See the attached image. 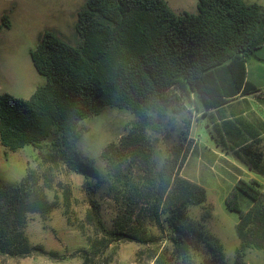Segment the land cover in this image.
Masks as SVG:
<instances>
[{"label": "trees", "instance_id": "16d2710c", "mask_svg": "<svg viewBox=\"0 0 264 264\" xmlns=\"http://www.w3.org/2000/svg\"><path fill=\"white\" fill-rule=\"evenodd\" d=\"M3 25L11 27L7 16ZM74 33L77 45L46 31L31 50L45 83L30 98L0 94V146L10 153L32 146L44 163L82 176L89 222L97 223L105 243L165 241L154 253L155 264H227L220 240L189 214L190 207L206 203V191L181 176L193 151L187 104L200 113L259 95L247 63L264 44V7L198 0V14H177L166 0H88ZM107 108L129 111L134 121L103 150L102 173L78 144L81 122ZM185 112L190 118L175 137L173 119ZM248 148L241 147L248 160L258 161L260 154ZM102 189L114 206L111 229L102 218ZM226 207L239 215L238 264H245L243 252L264 250L263 186L240 180ZM55 208L31 171L19 184L0 182V255L59 259L26 235L30 215L46 219ZM211 217L207 207L202 220ZM152 227L160 234L153 235Z\"/></svg>", "mask_w": 264, "mask_h": 264}, {"label": "rangeland", "instance_id": "374dc122", "mask_svg": "<svg viewBox=\"0 0 264 264\" xmlns=\"http://www.w3.org/2000/svg\"><path fill=\"white\" fill-rule=\"evenodd\" d=\"M87 1L0 0V94H9L18 99L30 97L29 91L35 84L32 82L29 87L27 82L30 68L36 71L31 50L37 47L46 31L55 33L71 45H77L74 26ZM166 1L177 14H198V0ZM245 1L264 7V0ZM5 16L11 23L10 28L3 25ZM261 55L264 56V51ZM255 65H261L264 73V63L251 59L248 62L250 78L263 87L264 78L261 76L264 74L254 72ZM41 79L44 81V78ZM239 99L236 101L240 102L225 105L222 110L201 109L200 113L187 104L192 111L189 139L193 141V155L189 156L181 172L183 177L205 189L206 203L190 207L189 214L193 219L200 220L220 240L227 264H238L240 240L237 232L239 215L227 209L226 201L240 180H255L264 188V136L260 141L246 144L250 134L238 130L242 124L246 127L247 123L253 122L255 113L264 120V112L253 102ZM241 111L245 114L239 118L237 116ZM189 116L185 112L173 119L175 137L182 128L183 120ZM133 121L134 116L129 111L112 108L82 121L78 144L80 154L92 159L95 166L105 173V163L101 158L103 150L126 135ZM246 146L260 154L258 161L251 162L248 150L241 149ZM29 171L36 174L40 189L56 208L46 219L38 214L30 215L26 235L32 245H42L48 251H55L60 258L55 260L33 254L24 259H13L0 255V264H84L85 252L89 255V264H155L154 253L158 252V247L167 245L165 241L161 244H139L128 240L105 243L107 240L103 239L97 223L89 222L90 205L82 176L68 172L62 166L44 163L39 151L32 146L16 153L7 152L0 146L1 183L19 184ZM104 193L105 189L99 191V203L104 224L111 229L114 206ZM207 207L211 208L212 217L203 221ZM150 231L153 235L160 234L153 227ZM241 260L245 264H264V250H246Z\"/></svg>", "mask_w": 264, "mask_h": 264}, {"label": "crops", "instance_id": "0c3cea01", "mask_svg": "<svg viewBox=\"0 0 264 264\" xmlns=\"http://www.w3.org/2000/svg\"><path fill=\"white\" fill-rule=\"evenodd\" d=\"M263 51H264V44H263L262 48L257 51L256 58H253V59L257 60L260 63H264V56L261 55V53ZM247 70H248V63H247ZM253 71L258 73V74H264L261 65H255L253 67ZM261 77L264 78V75H262ZM41 78H43V77L41 75H39V73L37 71H33V69L30 68V79L27 82L29 84V87L32 85V82L35 83L33 89L32 90L30 89V91H29V93H31L30 97L34 94V92L37 90V88L39 86H41L45 83V79L43 81ZM248 80L251 81L252 83H254L260 89L259 95H250L248 97L246 96V98L245 97H237L234 101H232L226 105L233 104L234 102H240V101H236V100L239 98H242L239 100H241L243 102H253L257 107L262 109V111L264 112V88H263L264 86L262 87V86L258 85L255 79L250 78V71L249 70H248ZM223 108L224 107H222L219 110H222ZM244 114L245 113H242V111H241V112H239L237 117L240 118ZM255 114H256V118L253 122H251L249 124L247 123L246 127L244 124H242L241 127L238 129L239 132H241L243 130V131L248 132L250 134V139L246 144H248L250 141L251 142L260 141L264 136V120L261 119L257 113H255ZM191 128H192V126H191ZM235 145H240V144L236 143ZM241 145H243V144H241ZM191 155H193V153H191ZM183 178H185V177H183Z\"/></svg>", "mask_w": 264, "mask_h": 264}]
</instances>
